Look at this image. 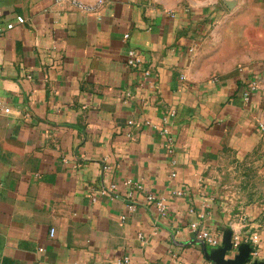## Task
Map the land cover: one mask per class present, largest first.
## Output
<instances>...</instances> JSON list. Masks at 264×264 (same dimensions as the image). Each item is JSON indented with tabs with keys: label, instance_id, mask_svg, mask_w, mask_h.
Listing matches in <instances>:
<instances>
[{
	"label": "crops",
	"instance_id": "obj_1",
	"mask_svg": "<svg viewBox=\"0 0 264 264\" xmlns=\"http://www.w3.org/2000/svg\"><path fill=\"white\" fill-rule=\"evenodd\" d=\"M0 12V264H264V61L222 66L214 10Z\"/></svg>",
	"mask_w": 264,
	"mask_h": 264
},
{
	"label": "rangeland",
	"instance_id": "obj_2",
	"mask_svg": "<svg viewBox=\"0 0 264 264\" xmlns=\"http://www.w3.org/2000/svg\"><path fill=\"white\" fill-rule=\"evenodd\" d=\"M214 10L206 36L208 47L220 53V63L243 66L264 61V6L255 0H168Z\"/></svg>",
	"mask_w": 264,
	"mask_h": 264
},
{
	"label": "built area",
	"instance_id": "obj_3",
	"mask_svg": "<svg viewBox=\"0 0 264 264\" xmlns=\"http://www.w3.org/2000/svg\"><path fill=\"white\" fill-rule=\"evenodd\" d=\"M56 1L61 2L63 0H56ZM103 2H104V0H96L95 3L93 5H91V4L83 3V2L78 1V0H70V3H71V5L73 7H75L78 10H81L83 12H94L97 8H99L103 4ZM23 21H24V19L21 16H16V22L17 23H22ZM2 23H3V21H2V15H1V12H0V26L2 25ZM5 26H6L7 29H11L13 27V23L12 22H8V23H6ZM125 37H127V35H125ZM135 54L136 53H135L134 50H130L128 52V60H127V62H128L129 65H134L135 62L137 61V58H136V55ZM238 69L240 71H243L244 70V67L239 66ZM246 86H247V88L243 92V95H242V99L245 102H247L249 100L250 93L252 91H255L256 90L257 84H256V82H250V83H247ZM128 124H132V121H128ZM262 128H263V126H262ZM126 183H128V182H126ZM111 187L113 188L114 185H112ZM147 199H148V201L149 200H152L153 199V196L148 195L147 196ZM128 208H132V205H129ZM202 217L203 216L201 215V218ZM198 224H199L198 222L191 223V228H193V229H199L198 228ZM52 233H53V231L51 230L50 231V234H52ZM197 233H198V236L199 237H202V238L206 239L210 243H213L214 244L217 241L216 238H214L206 229H199L197 231ZM255 239H256V236H252V241H255ZM253 253H256V252L253 251ZM122 262H127V258H124ZM122 262L121 261H117L116 264H121Z\"/></svg>",
	"mask_w": 264,
	"mask_h": 264
}]
</instances>
